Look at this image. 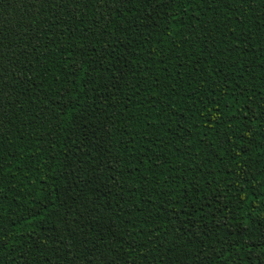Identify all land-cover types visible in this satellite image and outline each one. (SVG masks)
Listing matches in <instances>:
<instances>
[{
	"label": "trees",
	"instance_id": "trees-1",
	"mask_svg": "<svg viewBox=\"0 0 264 264\" xmlns=\"http://www.w3.org/2000/svg\"><path fill=\"white\" fill-rule=\"evenodd\" d=\"M0 264H264V0H0Z\"/></svg>",
	"mask_w": 264,
	"mask_h": 264
}]
</instances>
